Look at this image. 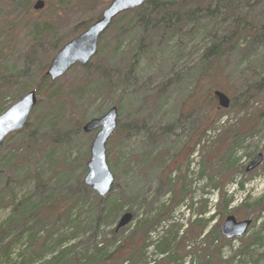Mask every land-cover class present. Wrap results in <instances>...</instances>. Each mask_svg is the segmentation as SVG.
Here are the masks:
<instances>
[{
	"label": "rangeland",
	"instance_id": "obj_1",
	"mask_svg": "<svg viewBox=\"0 0 264 264\" xmlns=\"http://www.w3.org/2000/svg\"><path fill=\"white\" fill-rule=\"evenodd\" d=\"M107 1L45 0L46 7L36 11L33 10L35 0H0V109L8 108L32 89L37 92L41 85L37 72L45 68L47 59L55 56V46L63 44V47L98 20ZM213 2V8L221 3L214 18L199 24L191 22L178 35L167 34L164 42L163 36L145 31L142 25L130 31L139 20H134L131 26L128 21L132 14H120V18H115H118V28L112 22L99 37L98 51L89 63L74 65L55 81L53 89L61 94L58 101L37 92V104L25 126L28 128L22 130H25L23 134H10L0 148V160L14 158L6 173L0 175V230L5 234L0 240V264H48L62 254L60 252H64L61 264H77L74 254L91 246L85 231L93 227L89 224L90 204L95 199L92 195L84 205L77 203L79 206L73 210V219L78 218L76 222L64 225L63 220L61 225L65 227L56 233L50 226L37 227L31 233L30 223L21 228L26 217L17 221L20 210L17 216L11 210L27 202L56 204L60 209L63 195L78 182H83L88 171L91 144L98 129L87 133L84 125L100 118L112 107L118 109L116 130L127 126L126 133L121 135L115 131L106 144L108 164L115 176V186L110 193L112 198H117L118 204H123V213L133 209L137 211V219H141L152 209L151 204H180L173 219L186 228L199 204H216L222 193L226 194L225 199L233 195L232 209L224 217L216 216L210 225H222L227 215H234L237 221L251 219L246 234L226 238L228 242L220 253L217 247L208 249L204 244L190 241L184 264H264V160L255 170L246 171L253 157L259 152L264 154V37L255 42L241 39L233 50L201 63L212 41L229 36L237 18L254 21L263 30V33L259 31V36H264V0ZM212 63L218 68L217 73L205 78L203 75L200 80V70L204 73L213 67ZM249 88H254L256 93L251 111L256 118L261 117L259 125L234 152L236 169L232 179L213 188L211 180L200 178V172L210 173L206 168L217 161L212 148L225 127L235 125L239 128L243 113L231 107L222 109L220 126L211 127L187 170V155L193 145L188 141L189 135L196 132V136H201L211 126L202 117L212 115V105L219 107L214 91L224 92L231 101L237 98L239 104L246 99L244 95ZM193 90L198 97L210 102L200 116L191 114L184 105ZM48 91L51 92L43 90L45 94ZM56 116L59 120L52 127L37 129L39 122ZM29 136L37 142L36 146L31 143L32 149L25 142ZM181 147V155L173 160ZM17 166L20 168L16 170ZM215 170L218 172L219 168ZM159 175L164 181L171 178L173 183L179 175H186L184 197L178 194L169 202L173 191L161 189ZM65 182H69L67 187L63 186ZM240 182L244 184L243 189L237 185ZM189 204H195L194 209H190ZM120 217L100 229L98 241L108 237ZM135 225L134 219L126 226L127 232ZM77 226H82L80 231ZM74 231L79 232L76 239L65 246L55 244L59 236ZM46 240L49 241L48 249L38 256ZM68 248L70 250L66 251ZM154 260L150 250L147 261L154 264Z\"/></svg>",
	"mask_w": 264,
	"mask_h": 264
},
{
	"label": "trees",
	"instance_id": "obj_2",
	"mask_svg": "<svg viewBox=\"0 0 264 264\" xmlns=\"http://www.w3.org/2000/svg\"><path fill=\"white\" fill-rule=\"evenodd\" d=\"M213 6H215L213 0H147L141 7L130 10L121 15L132 14L128 21L131 26L133 25L134 20H139L138 23H134L132 28H129L130 31L136 29L139 25H142L145 31H149V33L156 36H163L162 42H164L167 34L178 35L191 22L199 24L204 20L214 18L219 12L221 3H217L215 8H213ZM227 7H224L223 9H226ZM118 18L120 17L118 16ZM118 18L113 21L114 26L116 27L119 26L117 23ZM95 19L89 21V23L83 28H87ZM19 24L20 22L18 25ZM259 31L263 33V30L259 28L258 24L254 23V21H249L242 17L237 18L233 23L229 36L224 35L219 38L220 41L217 39L212 41V46L205 51L201 63L206 62L207 59L221 57L228 50H233V48L239 45L241 39H248L250 42L263 40L262 37L264 36H259ZM62 45L63 44L55 46V53L62 47ZM51 59L52 57L47 59L45 68L37 72L41 83V85H38L37 87V92L47 99L58 101L57 99L60 98L61 94L57 89H53L56 86V82L51 81V79L45 74ZM212 66L213 67L208 68L204 73L200 70L199 77L202 76L200 80L203 78V75H205V78L209 75L211 77V75L217 73L218 68L214 67V63H212ZM44 88L50 89L51 92L48 91L45 94L43 92V90H45ZM255 95L254 88L253 90H250L249 88L244 95L246 99L241 103H236L237 98L231 101L230 107L243 113V119L240 121V126L239 128H236L235 125H229L224 128L223 135L218 138L214 148L211 150L216 153L215 158L217 161H210L212 163L209 164V168H206L210 173L207 172V174H205L202 171L200 172V178L209 181L211 180L213 188H219L222 184L228 182L229 179H232L234 170L236 169V163L233 158L234 152L237 151V148L240 147L242 141L247 136L250 137L255 133V129L259 125V119L261 117L256 118V114L251 111V102ZM17 96L14 97V99H16ZM184 105L190 110L191 114L200 116L205 111V107L210 105V102L208 103L203 97H198L195 90H193V92L186 98ZM212 107L214 109L212 115L210 117H202V120L204 122L209 121L211 126L206 129L201 136H196V132L189 135L188 141L193 142V145L187 155V170L194 163L192 157L196 152L197 147L203 139L207 137V133L211 131V127L220 126L222 121V117L221 115L219 116V113L223 108L214 107L213 105ZM4 110V108H1L0 113ZM58 120L59 116H56L54 119L49 118L45 121L43 120L39 122L37 129L42 131L48 127H52ZM27 128H25V130ZM24 131L21 130L15 134H23ZM126 131L127 126L123 125L120 129L118 128L116 130V133L122 135L126 133ZM33 135L34 133L30 136L32 137ZM30 136L25 142L30 145L29 149H32L31 143L37 145V142H33ZM2 146L3 144L0 145V148ZM182 149L183 148L181 147L173 156V160L181 155L180 153ZM12 160H14L12 157H10V159L4 160L2 158L0 160V163L3 164L4 162V165H0V175L6 173L5 170L10 167ZM181 166L182 165L176 169L180 170ZM18 168L20 167L17 166L16 170ZM218 168L219 170L217 172L215 169ZM212 169L215 171H212ZM159 176L161 189L164 190L170 188V191H173V198L170 197L169 202L176 199L178 194L180 195V198L184 197L183 195L187 192L186 175H179L176 178V182H181L180 185H176V182L173 183L171 178H167L166 181H164L162 175ZM168 177L170 176L168 175ZM68 184L69 182H65L63 186L67 187ZM237 185H239L241 189L244 187L243 182L237 183ZM91 195L95 198L94 202L90 204L91 220L89 224L91 223L93 227L90 231L86 230L85 232L87 234V240L92 242V244L90 247H86L84 252H77L74 254L73 259H76L77 264H149L147 260L150 250H152V254L155 257V260L153 261L154 264L159 262L161 264H184L185 258L189 253L186 249L190 241L204 244L208 249H214L217 247L216 251L219 253L224 247V244L228 242L226 238L220 234V223H217L214 226L210 225L216 216L220 215L221 217H224L228 210L232 209L230 207L234 202L233 195L228 199H225L226 194L224 193L221 194V197L217 200L216 204H199V208L192 212L191 218L193 219L189 221V225L186 228L183 225L176 223L173 219V214L180 204H151L152 209L141 219H137V211L129 209L133 214V220H136L135 228L131 232H127L126 227L117 229V224L108 232V237H105L101 241H98V238L101 236L100 229L109 222H115L116 219L127 211L123 213V204H118L117 198H112V193H109L105 197H100L92 191L91 188L85 186L82 181L66 191V195H63L64 200L60 205V209L56 204L36 205L27 204V202L26 204L15 205L11 211H13L14 216H17V212L20 210L17 216L19 217L17 218V221L20 220V217H26L21 228L24 229V227H27L30 223L32 224L30 228L31 233H33L37 227L45 226L54 228L52 229L53 233H56L62 230L65 227L64 225H69L71 221H73V223L76 222L78 218L73 219V210L79 206L77 203L81 202L82 205H84L83 203L89 202L88 198H90L89 196ZM5 206L7 207L10 205L6 204ZM194 206L195 204H189L190 209H194ZM207 214H209L208 217L206 216ZM63 220L65 221V224L61 225ZM6 223L7 221L4 222V226ZM81 228L82 226H77L76 229L80 231ZM78 233L77 231H74L69 235L67 234V236H59L54 242L56 245L65 246L67 243L76 239ZM18 234L19 233H16L17 236ZM4 235V232L0 230V240ZM48 242L49 241L46 240L43 243V247L40 249L38 256H42L45 253L44 251L48 249ZM197 249L201 252L199 247ZM69 250L70 248L66 249V251ZM60 253L63 254L64 252ZM62 254L55 256L50 262H48V264H61ZM204 256L205 254L203 253V257Z\"/></svg>",
	"mask_w": 264,
	"mask_h": 264
},
{
	"label": "water",
	"instance_id": "obj_3",
	"mask_svg": "<svg viewBox=\"0 0 264 264\" xmlns=\"http://www.w3.org/2000/svg\"><path fill=\"white\" fill-rule=\"evenodd\" d=\"M147 0H113L105 8L98 20L92 23L84 32L66 43L52 58L46 75L51 81L62 77L76 64L87 65L98 51L99 37L110 27L113 20L120 14L141 7ZM45 2L38 0L34 8L43 9ZM218 104L223 109H228L231 99L220 90L213 92ZM38 101L37 92L32 89L20 99L12 103L5 111L0 113V145L12 133L21 131L28 122L29 115ZM118 126V109L112 107L100 118L88 121L83 130L87 133L98 129L92 144L91 156L87 162L88 171L83 182L98 196H107L114 185L115 176L110 170L106 144ZM264 160V154L259 152L246 166V171L251 172L259 167ZM133 220L131 212L124 213L118 222L117 229L126 227ZM252 224L251 219L237 221L234 215H227L220 227V233L227 239L243 236Z\"/></svg>",
	"mask_w": 264,
	"mask_h": 264
},
{
	"label": "flooded vegetation",
	"instance_id": "obj_4",
	"mask_svg": "<svg viewBox=\"0 0 264 264\" xmlns=\"http://www.w3.org/2000/svg\"><path fill=\"white\" fill-rule=\"evenodd\" d=\"M37 1H38V0H35V2H34V4H33V10H36V9L34 8V5H35V3H36ZM43 1L45 2V0H43ZM112 1H113V0H109V1H107L108 4L105 6V8H107V7L110 5V3H111ZM45 7H46V2H45V5H44V8H45ZM44 8H43V9H44ZM105 8H104V9H105ZM104 9H103V10H104ZM40 10H42V9H40ZM103 10H102V11H103ZM36 11H39V10H36ZM101 13H102V12H101ZM51 60H52V59H51Z\"/></svg>",
	"mask_w": 264,
	"mask_h": 264
}]
</instances>
